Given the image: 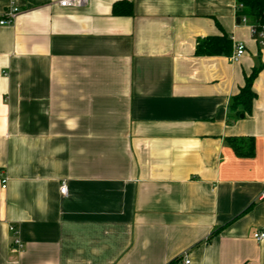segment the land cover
<instances>
[{"label":"crops","instance_id":"0c3cea01","mask_svg":"<svg viewBox=\"0 0 264 264\" xmlns=\"http://www.w3.org/2000/svg\"><path fill=\"white\" fill-rule=\"evenodd\" d=\"M58 1L0 0L19 8L0 25V264H264L257 19L238 0ZM222 33L238 60L195 55Z\"/></svg>","mask_w":264,"mask_h":264},{"label":"trees","instance_id":"16d2710c","mask_svg":"<svg viewBox=\"0 0 264 264\" xmlns=\"http://www.w3.org/2000/svg\"><path fill=\"white\" fill-rule=\"evenodd\" d=\"M242 3L243 13L254 16L258 22L264 23V0H238ZM114 14L131 15L132 5L130 2L116 3L113 6ZM232 53L231 37L226 33L219 36H208L198 39L195 45V55L197 56H229ZM262 66L252 69L251 73L245 77V84L239 92L232 97L230 110L234 116L250 113L255 93L252 85L255 77ZM231 147L237 155L251 157L254 154V141L249 138H231Z\"/></svg>","mask_w":264,"mask_h":264},{"label":"built area","instance_id":"2783aa9c","mask_svg":"<svg viewBox=\"0 0 264 264\" xmlns=\"http://www.w3.org/2000/svg\"><path fill=\"white\" fill-rule=\"evenodd\" d=\"M88 0H59L58 4L61 7H81L83 5H85L87 3ZM244 6L242 3L237 2L236 4V10H241L243 9ZM19 13V8L17 5H15L14 3H11L1 14H0V25H7V24H11L13 23L14 19L16 18L17 14ZM241 20L246 21L247 20V16L246 15H242ZM250 31V35L251 37L262 47H264V23L261 22H256L254 24L250 25L249 28ZM245 52V46L243 43L241 42H237L234 44L233 46V51L230 54V59L233 61L238 60ZM6 184V180L3 179L2 180V187L5 188ZM60 192L62 194H66L67 192V187L66 185L63 183L60 186ZM264 197V191L261 194ZM11 231H14L15 228L14 226L10 227ZM254 238L257 241H261L264 238V233L262 232H257L254 234ZM14 244L17 247H21V241L19 239H15L14 240ZM181 264H190V259L187 255H185L182 260H181Z\"/></svg>","mask_w":264,"mask_h":264},{"label":"water","instance_id":"95a60500","mask_svg":"<svg viewBox=\"0 0 264 264\" xmlns=\"http://www.w3.org/2000/svg\"><path fill=\"white\" fill-rule=\"evenodd\" d=\"M241 116H243V115H241Z\"/></svg>","mask_w":264,"mask_h":264}]
</instances>
